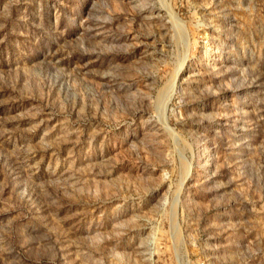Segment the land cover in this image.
Returning <instances> with one entry per match:
<instances>
[{"label": "rangeland", "instance_id": "1", "mask_svg": "<svg viewBox=\"0 0 264 264\" xmlns=\"http://www.w3.org/2000/svg\"><path fill=\"white\" fill-rule=\"evenodd\" d=\"M0 264H264V0H0Z\"/></svg>", "mask_w": 264, "mask_h": 264}]
</instances>
